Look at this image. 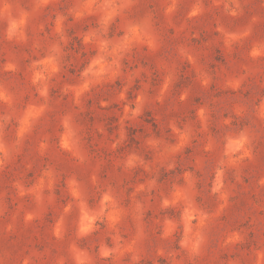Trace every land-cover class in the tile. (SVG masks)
<instances>
[{"label":"rangeland","instance_id":"rangeland-1","mask_svg":"<svg viewBox=\"0 0 264 264\" xmlns=\"http://www.w3.org/2000/svg\"><path fill=\"white\" fill-rule=\"evenodd\" d=\"M0 264H264V0H0Z\"/></svg>","mask_w":264,"mask_h":264}]
</instances>
